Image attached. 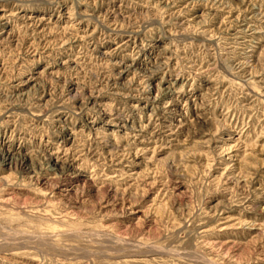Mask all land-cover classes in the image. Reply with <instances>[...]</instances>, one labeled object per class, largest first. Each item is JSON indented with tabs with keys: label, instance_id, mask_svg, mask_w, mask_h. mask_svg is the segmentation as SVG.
Returning <instances> with one entry per match:
<instances>
[{
	"label": "rangeland",
	"instance_id": "rangeland-1",
	"mask_svg": "<svg viewBox=\"0 0 264 264\" xmlns=\"http://www.w3.org/2000/svg\"><path fill=\"white\" fill-rule=\"evenodd\" d=\"M0 264H264V0H0Z\"/></svg>",
	"mask_w": 264,
	"mask_h": 264
},
{
	"label": "bare ground",
	"instance_id": "bare-ground-1",
	"mask_svg": "<svg viewBox=\"0 0 264 264\" xmlns=\"http://www.w3.org/2000/svg\"><path fill=\"white\" fill-rule=\"evenodd\" d=\"M53 160V161H52ZM48 161L50 162V163H53L54 164V166L56 167V168H59V167H61V166H59L60 164L59 163H57L54 159H52V158H49L48 159ZM49 163V164H50ZM67 164V163H66ZM64 166V165H63ZM64 168H66V167H63V169ZM54 170V169H53ZM73 173V172H72Z\"/></svg>",
	"mask_w": 264,
	"mask_h": 264
}]
</instances>
